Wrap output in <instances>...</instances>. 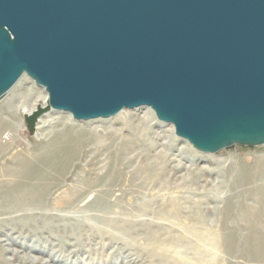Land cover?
Wrapping results in <instances>:
<instances>
[{
  "label": "rangeland",
  "instance_id": "rangeland-1",
  "mask_svg": "<svg viewBox=\"0 0 264 264\" xmlns=\"http://www.w3.org/2000/svg\"><path fill=\"white\" fill-rule=\"evenodd\" d=\"M22 76V87L34 83ZM150 110L120 112L136 122ZM120 112L74 119L52 109L39 118L68 113L73 126L32 134L23 117L14 130L0 124V263L29 264L19 257L27 253L50 264H264V145L200 152L153 112L143 131L123 128ZM79 126L119 127L136 148ZM101 140L110 150L92 159ZM54 151L58 158L45 162ZM23 159L28 172L19 169Z\"/></svg>",
  "mask_w": 264,
  "mask_h": 264
},
{
  "label": "water",
  "instance_id": "water-1",
  "mask_svg": "<svg viewBox=\"0 0 264 264\" xmlns=\"http://www.w3.org/2000/svg\"><path fill=\"white\" fill-rule=\"evenodd\" d=\"M74 119L148 106L194 149L264 145V0H0V99Z\"/></svg>",
  "mask_w": 264,
  "mask_h": 264
},
{
  "label": "bare ground",
  "instance_id": "bare-ground-1",
  "mask_svg": "<svg viewBox=\"0 0 264 264\" xmlns=\"http://www.w3.org/2000/svg\"><path fill=\"white\" fill-rule=\"evenodd\" d=\"M24 77L21 76L18 81L6 92V94L4 95V98L3 100L1 101L0 103V124H1V127H6V128H9V129H13L15 128V125H16V119L19 117H23L25 115H28L30 114L31 112H33L38 106H44L46 103H47V93L46 91L45 92H41L40 89L39 91L35 90L34 89V83L32 82L31 85L29 86H25V87H22V79ZM25 79V78H24ZM34 81V80H33ZM37 86V85H36ZM2 99V98H1ZM153 111H149L147 114H144L141 118H138V120L136 122H133L129 116L126 115V113H123L120 112L118 114V119H120L122 121V125H123V128H125L126 130H135V128H139V130H142L146 127L149 126V123H150V115H152ZM120 114H123V115H120ZM5 115H7V117H5ZM155 115V114H154ZM115 117V119L117 118ZM127 117V118H126ZM57 124H63V125H67L69 126V128H71L73 126V123L70 119V115L68 113H66L65 115H59V116H56L54 118H51V119H42V118H39L37 119L36 123H35V126L36 128L40 127L42 128L44 131L49 129L50 127H53V126H57ZM102 126V125H101ZM101 126H98V127H101ZM0 127V128H1ZM62 127V126H61ZM96 127V126H95ZM122 127V126H121ZM7 130V129H6ZM72 130V129H71ZM74 130V129H73ZM145 130V129H144ZM77 131L80 133H84V132H87V134L89 133L91 136H98L101 135V136H107V137H110L112 138L111 140L113 141V143L111 144H114V145H121V144H124L126 145L127 148H131V146L134 145V141H131L130 140V137L129 136H126L125 134H121L120 131H119V127L118 128H112L111 126H103L101 127V129L99 131L95 129H86L84 127H81L79 126L77 128ZM123 131V130H122ZM137 131V129H136ZM76 132V131H75ZM99 132V133H98ZM119 132V133H118ZM139 132V131H138ZM173 133H174V129H173ZM141 134V133H140ZM67 137H66V140L70 141V138L74 137V131H73V135L72 133H70L69 131H67L66 133ZM76 135V134H75ZM81 135V134H80ZM79 135V136H80ZM136 135V134H135ZM78 136V135H77ZM76 136V138H78ZM85 136V135H84ZM100 137V136H99ZM75 138V139H76ZM83 138V137H82ZM139 140L140 138L142 137H138ZM137 138V139H138ZM74 138H72L73 140ZM86 139V138H85ZM132 139V138H131ZM77 140V139H76ZM80 140V139H79ZM72 141L71 142V145L73 146L71 150H69L68 152L71 154H75L74 151L78 148L77 145H78V141ZM83 140V139H82ZM81 140V141H82ZM133 140V139H132ZM136 140V139H135ZM62 142V140H60ZM88 141V140H87ZM102 141V140H101ZM137 141V140H136ZM59 142V143H61ZM104 141L102 142H96L94 143L93 145H91L90 147V151L89 152V156L92 157V159H97L98 157H101L100 154L103 152V151H107V147L108 145L103 143ZM139 142V141H138ZM137 142V143H138ZM141 142V141H140ZM139 142V144H140ZM65 143V142H64ZM63 144V143H62ZM66 144V143H65ZM69 144V143H68ZM136 144V143H135ZM186 144L187 146L189 147L190 144L187 143L186 141ZM70 145V147H71ZM80 145V144H79ZM85 145V144H84ZM60 146V144H59ZM135 146V145H134ZM140 146V145H139ZM63 147V146H62ZM112 147V146H111ZM125 147V148H126ZM69 148V147H68ZM88 148V147H87ZM110 148V147H109ZM114 148V147H113ZM136 148L133 147V149ZM57 151L56 152H59L58 154L60 155V152L61 154L65 153L63 152L64 150L62 148H55ZM70 149V148H69ZM132 149V148H131ZM110 149H108L109 151ZM129 151V150H127ZM20 152V151H19ZM56 152H51V154H46L48 155L44 161L45 162H51L53 157L54 159L58 156L56 154ZM79 152V151H78ZM115 152V151H114ZM47 153V152H46ZM118 153V152H117ZM130 153V152H129ZM69 154V156H70ZM68 155V154H67ZM45 156V155H44ZM79 156V155H78ZM23 157V156H22ZM60 157V156H59ZM71 157V156H70ZM105 157V156H104ZM111 157V156H110ZM15 158V157H14ZM58 158V157H57ZM63 157H60V159H62ZM65 158V156H64ZM72 158V157H71ZM19 161V159H18ZM31 161V160H30ZM21 165L19 164V169L20 171H25L26 169H31L29 168L30 164L25 161V159L21 160ZM20 163V162H19ZM28 165V166H27ZM32 166V165H31ZM34 166V165H33ZM10 168V167H9ZM13 168V167H12ZM6 169V168H5ZM15 169V168H14ZM18 169V168H17ZM29 171V170H28ZM26 170V172H28ZM25 172V173H26ZM31 172V171H30ZM12 175V174H11ZM11 175H9L11 177ZM26 175V174H24ZM30 175V174H29ZM27 174V178L29 176ZM7 177V176H6ZM18 177V176H17ZM14 178V177H12ZM25 178V177H24ZM17 179V178H16ZM26 179V178H25ZM12 180V179H11ZM28 180V179H27ZM11 182V181H10ZM18 182V180H17ZM23 182V181H21ZM25 182V181H24ZM13 183V182H12ZM20 183V181H19ZM18 184V183H17ZM21 185V184H20ZM23 186V185H22ZM35 192V191H34ZM31 193V192H30ZM36 193V192H35ZM41 193V192H40ZM65 194V193H64ZM8 196V195H7ZM13 199V198H12ZM60 204V203H59ZM59 207V206H58ZM69 220V219H68ZM73 222V221H72ZM77 222V221H76ZM49 225V224H48ZM47 226V225H46ZM156 232V231H155ZM4 240V239H3ZM262 242V241H261ZM2 244V243H1ZM2 250V249H1ZM5 250V249H4ZM3 250V251H4ZM8 252H11V253H18V251L16 250H11L10 248L7 249ZM4 252H7L6 250ZM4 255V254H3ZM18 257V256H17ZM19 257L22 259V261L26 262V263H29V264H50L48 260H45V259H42V258H39L37 256H33V255H30V254H20ZM19 258V259H20ZM164 260V259H163ZM162 261V260H161ZM1 264V263H0ZM4 264V263H3Z\"/></svg>",
  "mask_w": 264,
  "mask_h": 264
}]
</instances>
